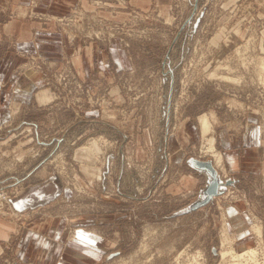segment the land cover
Listing matches in <instances>:
<instances>
[{"label":"rangeland","instance_id":"rangeland-1","mask_svg":"<svg viewBox=\"0 0 264 264\" xmlns=\"http://www.w3.org/2000/svg\"><path fill=\"white\" fill-rule=\"evenodd\" d=\"M40 2L0 1L2 16L65 38L60 60L29 54L14 69L38 87L0 121V264H39L18 256L22 231L62 219L67 240L97 237L64 264H264V0ZM93 43L127 63L81 73L74 58ZM45 176L59 195L17 208Z\"/></svg>","mask_w":264,"mask_h":264},{"label":"crops","instance_id":"crops-1","mask_svg":"<svg viewBox=\"0 0 264 264\" xmlns=\"http://www.w3.org/2000/svg\"><path fill=\"white\" fill-rule=\"evenodd\" d=\"M25 2L26 0H14L21 7ZM73 2L75 0H41L39 6L51 13H63ZM64 52L65 38L60 32L51 29L33 30L28 20H10L7 16H2L0 10V121L9 116L8 104L11 101H31L38 87L35 80L18 75L14 70L23 56L39 54L52 60H60ZM74 61L77 69L81 73L86 72L88 76L97 70H102L106 75L110 74L112 61L127 63L126 54L117 44L110 51H104L96 43L78 51ZM61 190L62 183L57 176H45L23 185L13 202L17 208L44 204L56 198ZM55 223L46 222L39 227L25 228L18 241V256L27 260L29 256L36 255L39 264H64L65 255L72 253V247L73 252L77 247L81 252L83 243L97 242L93 232L84 234L82 229H76L74 238L67 240L66 221L62 219ZM4 226H0V239L8 235ZM63 246L64 257L57 262ZM97 249L96 247L95 251Z\"/></svg>","mask_w":264,"mask_h":264},{"label":"bare ground","instance_id":"bare-ground-1","mask_svg":"<svg viewBox=\"0 0 264 264\" xmlns=\"http://www.w3.org/2000/svg\"><path fill=\"white\" fill-rule=\"evenodd\" d=\"M262 60V59H261ZM261 66H262V69H264V59L262 60V62H261ZM264 72V71H263ZM34 73H35V71H34ZM35 76V75H34ZM213 77V76H212ZM226 77V76H225ZM229 77V76H228ZM224 79H226V78H224ZM229 79V78H228ZM230 79H232V78H230ZM235 79V78H234ZM233 79V80H234ZM232 80V81H233ZM236 81V80H235ZM200 123H201V126H202V130H203V133H204V136H206L207 134H211L212 135V128H211V122L209 121V118L208 117H206V116H202L201 118H200ZM214 141H215V137L214 136H209V137H206V144L205 145H203L204 146V148H206V149H208V151H213L214 150ZM220 159H221V155H218V157L216 158V162H218V161H220ZM258 232H261V230H260V228L258 227ZM260 234V233H259ZM245 249V251L247 252L246 254H248V252H250V253H252L253 251H252V249H250L249 247H245L244 248ZM225 253V252H224ZM245 254V253H244ZM244 254H242V255H244ZM241 255V254H240ZM235 263V262H234ZM237 264H239L238 262H237Z\"/></svg>","mask_w":264,"mask_h":264},{"label":"water","instance_id":"water-1","mask_svg":"<svg viewBox=\"0 0 264 264\" xmlns=\"http://www.w3.org/2000/svg\"><path fill=\"white\" fill-rule=\"evenodd\" d=\"M193 162L196 164V166H198L199 168H204V169H208L212 172H215V175H216V170L213 168V165L212 163L209 161H203V160H197V159H194ZM214 175V177H216ZM219 193V182L217 181H214L210 188L208 189L207 191V199L211 198L212 195H216Z\"/></svg>","mask_w":264,"mask_h":264}]
</instances>
